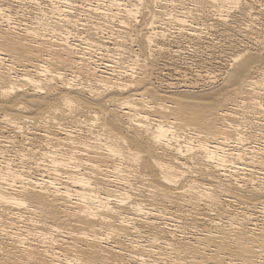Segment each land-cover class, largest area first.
<instances>
[{"label":"bare ground","instance_id":"bare-ground-1","mask_svg":"<svg viewBox=\"0 0 264 264\" xmlns=\"http://www.w3.org/2000/svg\"><path fill=\"white\" fill-rule=\"evenodd\" d=\"M21 1L0 0V264H264V227L233 221L264 214V0ZM175 31L227 42L219 83L162 87ZM181 198L192 233L159 221Z\"/></svg>","mask_w":264,"mask_h":264},{"label":"rangeland","instance_id":"rangeland-1","mask_svg":"<svg viewBox=\"0 0 264 264\" xmlns=\"http://www.w3.org/2000/svg\"><path fill=\"white\" fill-rule=\"evenodd\" d=\"M94 1L97 4H98V2H99V4H102V2H100L101 0H94ZM15 2H16L15 4H17V2H20L21 4H23L22 3L23 1H21V0H18V1L15 0ZM260 10H261L260 8H257L256 9V14L253 15V16L256 17L255 18L256 21H255V19H252V20H254L252 22V20L247 18L246 16L243 17V20H247V21L251 20V22H248V23H250L249 25L251 26V28L254 27V31H253L254 32V36L251 35L253 37V39H255V38L259 39V37L261 39L262 38L264 39V28H263L264 27V14ZM92 15L94 17V14H92ZM86 18H88V17H86ZM94 20H96V18H94ZM96 21L98 22V20H96ZM101 22H102V20L100 21V23ZM144 22H146V19H145ZM238 22H241V21H238ZM110 26L113 27V29L116 26V28L114 30H116V29L117 30H121V31H123V34H127V32H129L128 27L119 26L116 23V21H113V23H111ZM155 26H160V27L164 28L163 25L161 24V21H158V23H156ZM156 30L158 31L159 29L157 28ZM258 31H259V33H258ZM177 33H178L177 31L173 32L174 36L171 35L172 36L171 37L172 40L170 39V41L165 42V44L167 43L166 46H170V48L173 51H177V53L175 54L176 56L175 57L172 56V58L174 59V62L171 63L170 65H162L160 67V69L155 72V74H157V76L161 80V83L163 84L162 87L163 88L167 87L168 88L167 90H173V91L183 90L184 88L186 89L187 87H194L195 89L199 90L200 88L203 89L204 87L207 89V88L212 87V86L216 85L217 83H219L223 73L225 72V70L227 68L226 67L228 65L227 64L228 63L227 60H229V58H230V52L228 51V48L225 45L227 42H225L224 40L218 39L214 35H212V36L208 35V37H207L206 34H203L202 38L198 42L199 39L198 40L195 39V41H194V39H191L192 37H188V36H186V39H185V37H184L185 35L184 36L183 35L179 36L181 34H177ZM101 34L102 33L99 34V37L101 39L103 37L107 36V35H104V34L101 35ZM258 34H259V36H258ZM214 38H216V39H214ZM188 39H191L192 41H189ZM258 39H257V41H258ZM192 42L193 43L195 42L194 46L197 43V45H196L197 48L193 46ZM192 46H193V48H192ZM220 49H222V50L220 51ZM195 57H196V59H195ZM201 61L202 62L203 61L206 62V64H203ZM213 76H215V77H213ZM189 83H192V84L190 85ZM3 125L4 124L0 125V127H1L0 128V132H1L0 133V140L1 141L3 140L2 142L0 141V143L5 144L6 142H4V141H8L7 138H5V137L8 136L9 133H11V135H13V132H15V131H13V129H11V128L10 129L7 128L6 125H4V126ZM3 128H5L7 131H5V129H3ZM25 135H26L25 133L23 134V136L21 134L17 135L19 137L18 140H20V137L24 138ZM188 166L190 168L193 167V165H191L190 163H189ZM197 167L199 168V165L194 166L192 169H195ZM228 170H230V169H227L225 171L224 174H227V175H225L224 177L222 176V179L231 181L230 179L233 178V176H234V178L232 179L233 181H231L232 183H234V181L237 178L239 180V183L237 182V184L241 183L240 184L241 186H244L243 184H245V186L247 185L250 188H253L254 186L256 187V185H257L256 183L260 182V180H257V176H254L253 178L251 176H249V175L245 176L244 175L245 172L243 173V172L240 171V174L242 173L241 174L242 177L244 178V176H245V178H246V181H245V180L241 179L242 177H241L240 174H239V176H235L236 174H234V172L232 174V170L231 171H228ZM229 173H230V175H229ZM230 176H232V177L228 178ZM249 178L251 180L252 179L253 180L256 179L258 182L256 180H255L256 182H254L252 180L254 183L249 185L250 183H252V181L249 182L250 181ZM243 182H246V183H243ZM248 182H249V184H248ZM234 185H235V183H234ZM251 186H253V187H251ZM133 191L134 190H132L131 192H133ZM147 192H146V195H148ZM177 192H179V191H177ZM222 192L219 193V196H220L219 199H221L220 200L221 203H233L234 202L235 198H231L230 199L228 197L230 195H227L224 192L223 193ZM133 193H135V192H133ZM181 201H183V202H181ZM185 201H187V199L186 200L184 198L183 199L181 198V199H178V200L175 199L176 203L182 204L180 206L181 207L180 211L177 214L178 215V222H174L173 221V219H174L173 217H171V220L169 219L170 218L169 216H171L172 214H170L168 216L166 215L167 218H166V216L159 218L160 219L159 221H162V222L163 221H165V222L167 221V223L175 224L176 226H178L177 227L178 230L180 229V231H184L186 233H187V231H188V233L194 232L195 231L194 227H195L196 223L192 220V218H190V217H189V219L186 218V215L189 214L192 209H191L190 204L185 202ZM201 203L202 204L199 206V208H200V211L202 213H204V214L207 213V215H210V218H212L216 222L221 220L219 218V216L217 217L218 211L215 208L214 209L211 208V210H213V211H211L210 209H209L210 210L209 211L208 207H207V209H203V207H205V206H204L203 202H201ZM233 209H234L233 221H234L235 225L236 224H246L247 223L246 225H247L248 228H254L255 227L254 224L258 225V227H264V217H263L264 214L256 213V212H258L257 210H253V208L246 207L245 205H242V204H238V205L233 206ZM172 211H174V209H172ZM247 216H250L253 219L252 218L250 219ZM243 217L244 218L246 217L247 219H243ZM206 218H208V217H206ZM221 222H224V221L222 220ZM180 225L183 226V227L179 228ZM183 228H187L188 230L187 229L183 230ZM255 228L257 229V227H255ZM178 230H177V232L175 234L176 235L178 234V236H179L180 232Z\"/></svg>","mask_w":264,"mask_h":264}]
</instances>
